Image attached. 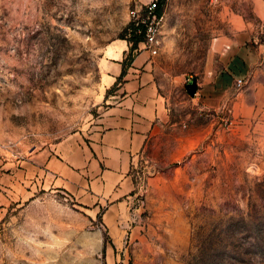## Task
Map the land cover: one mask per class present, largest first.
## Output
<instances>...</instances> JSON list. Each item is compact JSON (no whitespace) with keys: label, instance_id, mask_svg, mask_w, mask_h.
<instances>
[{"label":"rangeland","instance_id":"374dc122","mask_svg":"<svg viewBox=\"0 0 264 264\" xmlns=\"http://www.w3.org/2000/svg\"><path fill=\"white\" fill-rule=\"evenodd\" d=\"M220 1L166 0L162 6L161 42L152 56L169 118L133 164L130 219L116 264H264V128L244 120L237 97L256 66L244 73L221 49L208 57L210 39L228 27ZM134 5L0 0V264L22 263L21 251L36 245L39 219L91 221L84 205L53 189L45 161L100 114L105 49L132 23ZM230 72L237 78L224 92ZM50 203L69 214L58 215ZM98 230L111 242L100 216L87 222L78 231L79 264L82 246L94 245ZM103 258L104 251L93 264Z\"/></svg>","mask_w":264,"mask_h":264},{"label":"crops","instance_id":"0c3cea01","mask_svg":"<svg viewBox=\"0 0 264 264\" xmlns=\"http://www.w3.org/2000/svg\"><path fill=\"white\" fill-rule=\"evenodd\" d=\"M200 1L209 5V0ZM220 4L225 6L220 16L228 27L210 39L208 57L213 49H221L223 59H228L231 66L240 65L244 73L248 67L256 66L251 82L237 97L243 107L244 120L264 128V0H221ZM250 42L254 45L252 54L246 50ZM130 45L128 40L119 38L107 46L101 65L104 106L100 114L93 119L88 131L61 140L45 161V171L52 180L53 189L69 194L84 205L91 221H67L62 216L39 219L36 238H32L36 245L31 243L29 252L27 247L21 251L23 264H79L76 261L78 231L98 216L111 242L107 244L98 230L94 245L82 246L80 264H93L92 259L103 251L100 264H116V251L124 245L125 226L130 219L127 198L135 187L131 174L133 164L149 140L157 135L159 126L169 118L166 98L155 77L154 55L149 50L139 48L126 67L123 81L112 89L124 70ZM236 78L231 73L224 92L233 86ZM59 206L50 203L48 209L57 211L58 215L69 214ZM68 226L70 236H67ZM71 256L75 258L72 263Z\"/></svg>","mask_w":264,"mask_h":264},{"label":"built area","instance_id":"2783aa9c","mask_svg":"<svg viewBox=\"0 0 264 264\" xmlns=\"http://www.w3.org/2000/svg\"><path fill=\"white\" fill-rule=\"evenodd\" d=\"M160 0H150L147 3L135 0V5L130 9L131 22L135 27V34L142 37L138 43L143 49L149 50L153 55L158 53L161 42L162 27L165 20V13L159 11ZM239 86L243 84L238 79Z\"/></svg>","mask_w":264,"mask_h":264},{"label":"trees","instance_id":"16d2710c","mask_svg":"<svg viewBox=\"0 0 264 264\" xmlns=\"http://www.w3.org/2000/svg\"><path fill=\"white\" fill-rule=\"evenodd\" d=\"M165 1L166 0H160V6H161V8H159V11H161V12H162V6L164 5ZM129 29L131 30L130 31L131 32L130 33L131 36L130 37H127V34L129 32ZM135 30L136 29H135L134 25L131 23L129 26H127L124 29V34L121 35V38L127 39L131 43V46H130V50H129L128 56L124 60V70H123L121 76L118 78V81H117V83L115 84V86L113 88L117 87L118 84L123 81V77H124V75L126 73V67L132 63V61H133V59H134V57L136 55V51L138 49V43L142 40V37H139L138 35L135 34ZM211 248L213 249L214 247H211Z\"/></svg>","mask_w":264,"mask_h":264},{"label":"water","instance_id":"95a60500","mask_svg":"<svg viewBox=\"0 0 264 264\" xmlns=\"http://www.w3.org/2000/svg\"><path fill=\"white\" fill-rule=\"evenodd\" d=\"M188 91L191 96H195L197 92V81L194 79L191 83L188 84Z\"/></svg>","mask_w":264,"mask_h":264}]
</instances>
